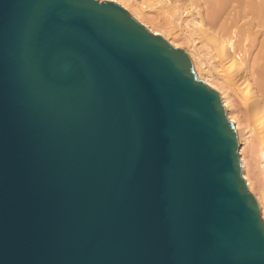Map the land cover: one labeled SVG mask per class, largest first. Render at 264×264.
<instances>
[{"label": "water", "instance_id": "1", "mask_svg": "<svg viewBox=\"0 0 264 264\" xmlns=\"http://www.w3.org/2000/svg\"><path fill=\"white\" fill-rule=\"evenodd\" d=\"M0 264H264L220 93L116 2L0 0Z\"/></svg>", "mask_w": 264, "mask_h": 264}, {"label": "bare ground", "instance_id": "2", "mask_svg": "<svg viewBox=\"0 0 264 264\" xmlns=\"http://www.w3.org/2000/svg\"><path fill=\"white\" fill-rule=\"evenodd\" d=\"M111 1L152 34L188 46L197 76L220 93L236 129L242 177L264 223V0Z\"/></svg>", "mask_w": 264, "mask_h": 264}, {"label": "rangeland", "instance_id": "3", "mask_svg": "<svg viewBox=\"0 0 264 264\" xmlns=\"http://www.w3.org/2000/svg\"><path fill=\"white\" fill-rule=\"evenodd\" d=\"M107 1H111V0H107ZM113 2V1H112ZM117 3V2H116ZM118 4V3H117ZM129 12V11H128ZM130 13V12H129ZM131 14V13H130ZM132 15V14H131ZM144 26V25H143ZM147 29H148V27L147 26H145ZM149 30V29H148ZM152 33V32H151ZM163 37V36H162ZM169 44H170V42L165 38V37H163ZM250 39H253V37L252 36H250L249 37ZM248 43V42H247ZM249 44V43H248ZM171 46H173L172 44H170ZM182 45V44H181ZM174 48H177V49H180V50H183L185 53H187V55H189V52H188V46H186L185 44H183L182 46H179V47H175V46H173ZM256 53H257V51H256ZM258 57V56H257ZM263 60V59H262ZM264 61V60H263ZM202 80V79H201ZM203 81V80H202ZM204 82V81H203ZM253 195V194H252ZM254 196V195H253Z\"/></svg>", "mask_w": 264, "mask_h": 264}]
</instances>
